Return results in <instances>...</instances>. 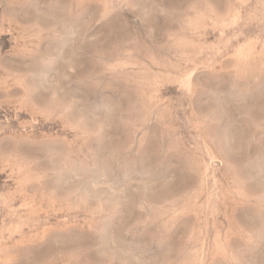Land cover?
<instances>
[{
    "label": "rangeland",
    "instance_id": "1",
    "mask_svg": "<svg viewBox=\"0 0 264 264\" xmlns=\"http://www.w3.org/2000/svg\"><path fill=\"white\" fill-rule=\"evenodd\" d=\"M0 264H264V0H0Z\"/></svg>",
    "mask_w": 264,
    "mask_h": 264
}]
</instances>
